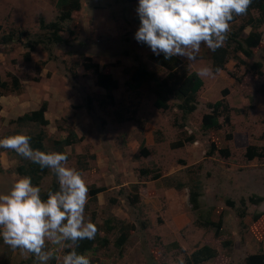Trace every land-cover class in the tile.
Returning <instances> with one entry per match:
<instances>
[{
    "label": "rangeland",
    "instance_id": "374dc122",
    "mask_svg": "<svg viewBox=\"0 0 264 264\" xmlns=\"http://www.w3.org/2000/svg\"><path fill=\"white\" fill-rule=\"evenodd\" d=\"M137 6L125 0H81L80 9L62 27L66 41L54 44L39 22L55 20L56 0H0V77L10 84L15 76L20 83V91L2 90L0 139L42 130L41 151L49 152L55 151L54 140L74 130L78 140L62 152L68 154L67 166L80 170L88 185L86 219L97 225L96 235L108 240L87 252L95 264H188L190 253L205 244L217 256L201 264H245L247 255L264 254L258 240L264 233V158L246 156L250 145L264 148V24L253 56L230 59L218 72L203 45L195 62L178 57L187 72L198 75L202 68L212 70L210 75H198L203 85L196 108L183 116L174 99H169L167 109L159 110L146 87L130 91L126 86V69L139 63L160 77L167 73L151 62L150 48L134 39L140 24L135 20ZM240 22H230L231 30ZM11 31L14 40L1 43L2 35ZM23 31L28 35H21ZM38 39L42 42L31 50L28 43ZM86 59L117 81L111 101L96 84L95 73L83 66ZM255 61L262 64L260 76L247 69ZM220 98L230 109V123L216 133L202 131L207 104ZM43 102L47 125L15 122ZM229 132L232 137L227 141L224 136ZM189 136L194 141L183 143ZM212 140L217 147L226 145L229 156L207 154ZM26 161L0 148V194L8 193L22 177L15 168ZM54 175L48 169L33 185L46 191ZM195 183L200 185V214L208 216L211 211L214 220L221 217L220 236L195 223L200 214L189 202L190 186ZM95 187L105 190L91 195ZM136 191L138 199H134ZM256 215L259 218L253 220ZM120 225L128 228L121 250L115 241ZM108 226L113 228L101 230ZM48 248L61 259L67 249L50 243ZM27 260L36 264L34 256L11 250L0 237V264H26ZM52 261L59 264L55 258L49 264Z\"/></svg>",
    "mask_w": 264,
    "mask_h": 264
},
{
    "label": "clouds",
    "instance_id": "9594fccd",
    "mask_svg": "<svg viewBox=\"0 0 264 264\" xmlns=\"http://www.w3.org/2000/svg\"><path fill=\"white\" fill-rule=\"evenodd\" d=\"M251 4L252 0H138L140 24L134 39L165 60L179 57L195 62L202 45L213 53L225 45L230 22L234 16L246 15ZM211 73L205 67L198 75ZM31 139L24 133L10 135L0 139V148L50 169L59 189L49 191L45 199L31 176L17 179L8 193L0 194V237L11 250L34 256L36 264H49L53 258L59 264H92L86 252L77 251L80 241L93 240L98 232L85 216L89 188L83 174L67 166V153L34 149ZM262 238L263 234V246ZM49 243L70 251L61 259L54 256Z\"/></svg>",
    "mask_w": 264,
    "mask_h": 264
},
{
    "label": "trees",
    "instance_id": "16d2710c",
    "mask_svg": "<svg viewBox=\"0 0 264 264\" xmlns=\"http://www.w3.org/2000/svg\"><path fill=\"white\" fill-rule=\"evenodd\" d=\"M128 3H138V0H125ZM56 7L58 9V15L55 20L45 23L43 19L40 20V29L45 31L43 34L46 39L54 44H61L66 40L61 36L62 27L64 23L71 19V13L77 11L81 7V0H56ZM240 19V24L237 28L232 29L227 42L222 48H219L216 52H211L208 49V58L211 61V66L214 71L216 69H224L226 63L230 59L241 60L239 56L250 58L253 56L254 49L260 45L262 40V33L259 30L260 26L264 24V0H252V4L249 7L247 14L243 16H234L233 21ZM135 20L139 21L138 16ZM140 22V21H139ZM232 22V21H231ZM250 28L248 32L245 29ZM2 26L0 25V32ZM69 34H73L71 30ZM21 35H28L27 31L20 33ZM20 35V36H21ZM15 33H7L2 35L1 43L8 44L14 40ZM19 39V38H18ZM42 40H33L28 43V46L33 50L39 45ZM149 59L158 67H163L167 70V73L160 77L157 72L148 69L143 64L139 63L136 66L126 69L128 78L126 80V86L130 91H137L141 87H146L154 95L153 105L159 110H165L168 108V101L170 98L176 101L175 106L181 111L183 116H187L192 113L197 104V93L203 85V81L196 72H187L186 69L181 68V60L178 57H173L170 60H165L163 55L156 56L153 53L149 55ZM87 62L83 63L86 69H90L95 73L96 84L106 91L107 97L110 101L113 99L112 91L117 87V81L109 73L102 72L98 69L97 63H92L90 59H86ZM262 64L259 61H255L249 64L247 68L257 75H262L261 70ZM12 89L14 91H20V83L17 77L11 76V83L4 81L0 77V97L2 96V90ZM226 90L223 91L225 93ZM209 110L204 113L201 117V129L204 132L216 133L223 125L230 123V109L223 98H220L214 102L207 104ZM1 108V106H0ZM47 110L46 102H43L38 109L31 110L17 117L15 122L19 125H26L35 123L39 126H45L48 124V119L45 117ZM31 136V144L34 149L43 148V142L45 139L44 131L40 130L35 135ZM218 140L222 137L218 136ZM232 137L231 133H226L224 138L230 140ZM78 140L74 130L69 129L67 136L62 139L54 140V150L63 151V148L72 145ZM194 137H185L184 142H193ZM180 144H182L180 142ZM218 152L222 157L229 156V149L224 147H217L215 140L210 141V149L207 154ZM246 156L248 158H264V148H258L250 145L246 149ZM24 160L25 158L22 157ZM48 169H41L39 165L32 163L27 160L26 162L19 164L15 168V172L22 176H31L32 183L37 185L43 175L47 173ZM180 186V185H178ZM59 189L58 181L54 175V179L51 185L46 191H42V198H47L49 191H57ZM104 187L92 188L90 193L95 195L104 191ZM199 196H200V185L195 183L190 186L189 202L194 213L200 214L199 207ZM134 199H138V192L134 193ZM211 211L204 216L200 214L196 218V224L199 226H205L216 231V235H221V217L214 220ZM212 216V217H211ZM202 218V219H201ZM259 215L253 217V220H257ZM115 228V225L113 226ZM113 227H101L103 231H110ZM119 236L117 237L116 246L121 250L123 245L128 238V228L126 225H120L118 227ZM258 238V236H256ZM260 241V236L258 238ZM108 242L107 238L102 235L99 237L95 236L93 240L80 241V246L77 249L80 253H87L88 251L94 250L97 246H104ZM70 251L66 249L65 252ZM217 256V251L209 245H202L194 249L189 257L187 258L188 264H201L207 262ZM32 260V258H30ZM28 259V260H30ZM23 261L26 264L29 262ZM5 263V262H4ZM53 264V261L51 262ZM92 264H95L92 261ZM245 264H264V254L252 253L245 257Z\"/></svg>",
    "mask_w": 264,
    "mask_h": 264
},
{
    "label": "built area",
    "instance_id": "2783aa9c",
    "mask_svg": "<svg viewBox=\"0 0 264 264\" xmlns=\"http://www.w3.org/2000/svg\"><path fill=\"white\" fill-rule=\"evenodd\" d=\"M262 244L264 246V233H263V238H262Z\"/></svg>",
    "mask_w": 264,
    "mask_h": 264
}]
</instances>
